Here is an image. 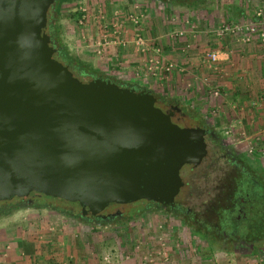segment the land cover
<instances>
[{
  "label": "rangeland",
  "instance_id": "rangeland-1",
  "mask_svg": "<svg viewBox=\"0 0 264 264\" xmlns=\"http://www.w3.org/2000/svg\"><path fill=\"white\" fill-rule=\"evenodd\" d=\"M202 2L184 6L170 3L169 0L65 1L55 13L58 31L54 41L64 45L69 53L98 68L102 75L113 76L128 85L144 87L189 110L197 111L209 125L221 133L229 147L239 151L240 158L251 169L258 168L259 163L264 168V127L255 125L253 128L254 124L251 122L252 129H249L246 120L240 117V112H244L242 103L238 101L236 104L229 100L227 92L221 89L216 81H212L213 78L209 75L215 69L223 75L225 71L219 70L216 61L224 59L229 62L230 47L226 49V56H220L222 49L215 47L218 58L211 65H207L206 61L199 62L204 59L206 49L195 51L200 47H211L216 42L226 43L227 39L232 38L227 31L222 34L215 32L219 31L221 25L233 21L225 16L230 9L228 4L233 5V0ZM214 9L219 11L214 12ZM129 13L136 15V22L130 20ZM243 22L238 20L237 23ZM133 30L149 46H160L163 60L172 62L169 72L173 74L178 71L175 83L168 81V72L161 71L156 75L147 70L142 62H139L144 57L140 50L133 49L139 59L140 69L136 67L133 70H122V60L125 56H121V53L124 50L117 41L120 38H131ZM232 40L235 41L234 38ZM212 41L213 44H210ZM168 45L172 46L175 54L177 53L176 58L194 61L197 57L196 60L204 72H186L181 62L176 63L174 55V59L167 60L164 49ZM187 74H193L191 79H195L196 84L186 82L189 79L185 77ZM212 89H216L217 93L213 94ZM208 161L192 170H182L185 184L177 198L183 200V207L193 210L196 219L211 222L222 215V211L215 213L213 208L216 209L217 205L224 202L225 192L231 186L229 178L233 170L223 158L212 160L214 162L210 167L206 166ZM219 190L221 194L217 197L215 193ZM34 196L30 203L24 201L20 207L0 215V250L10 242V247L15 248L11 249L15 257V252L22 250V247L31 253L39 247L34 246V235L38 237V225L30 228L31 231L21 229L25 221L35 219L39 221V243L44 237H52L51 242H47L45 246L40 244L39 247V251L44 250L45 255L55 257L52 264H212L211 258L214 259L213 256L220 252L231 255L234 264L240 260V263H243L245 251L242 246L237 244L230 252L224 251L214 244L217 240L210 236L214 232H209L203 238L192 233L190 228L172 213L159 208H143V202L138 200L118 203L116 206L121 215L112 220L86 221L55 208L37 205L39 202H45L77 212V202L44 194ZM113 209L109 206L102 212L106 214V211ZM222 225L225 226L224 223ZM48 226L51 228L43 230ZM26 236L29 239H26ZM259 253H264V243L257 248L255 259Z\"/></svg>",
  "mask_w": 264,
  "mask_h": 264
},
{
  "label": "water",
  "instance_id": "water-1",
  "mask_svg": "<svg viewBox=\"0 0 264 264\" xmlns=\"http://www.w3.org/2000/svg\"><path fill=\"white\" fill-rule=\"evenodd\" d=\"M53 1L0 0V200L44 194L92 213L172 201L180 166L205 154L203 130L172 121L148 89L81 79L54 58Z\"/></svg>",
  "mask_w": 264,
  "mask_h": 264
},
{
  "label": "crops",
  "instance_id": "crops-1",
  "mask_svg": "<svg viewBox=\"0 0 264 264\" xmlns=\"http://www.w3.org/2000/svg\"><path fill=\"white\" fill-rule=\"evenodd\" d=\"M201 1L204 2L205 0ZM228 7H230V9L228 10V12H226L225 16H227V19L233 20L231 22H238V20L244 22H255L258 19L263 18L262 16L264 15V0H233V5L230 6L228 4ZM257 9H260L262 11V15H256L255 12L257 11ZM213 11L218 12L219 10L214 9ZM135 32L134 30L132 31V33L134 34H132L131 38H122L126 40V46H124L125 48L123 49V47H121V49L124 50L122 51L121 56H125V58L122 60L124 64V66H121L122 70H124V68H130L133 70L136 67L137 69H140L141 67V65L139 64V62H142L141 59L139 60L133 52V49H136L133 45L132 37L135 34H138ZM125 35L127 36V34ZM232 38H234L235 41H233ZM232 38L227 39L228 42L226 43L224 41L219 42L220 44L216 42V44L214 43V45H211V47L205 46L197 49L195 48L196 50H194L197 52H201V50L203 51L204 49L215 50V47H218L222 49L220 50V56H226V49L230 47L228 49V58L230 61L227 62L228 60L224 59L216 61V65L219 70L225 71L223 72V75H221L220 72L216 69L211 71L209 75L213 78L212 81H216V83L219 84L220 88L227 92L229 100H232V102H235L236 104L238 103V101L242 103L244 112H240V117L246 120L249 129H252L251 122L254 124L253 128L256 127L255 125H257V127H264V42L253 40L248 43H241L236 40V37L232 36ZM210 44H213V41ZM171 48L172 46L170 47V45H168L164 49V56L167 60H169L170 58L174 59V55V60L176 61V63H178V61L181 62L183 64L182 68L185 67L186 72L195 71V74L204 72L202 67L199 65V62H205L204 59H200V61L198 62V60H196L197 57L194 59V61L188 58V61L186 60V58H176L177 53L175 54ZM117 50H119V48H117ZM130 55H132L133 57L129 58ZM168 73H170V75L168 76L170 77V80L168 81L171 83L174 81L175 83V81L177 80V78L175 77L177 76L178 71H174L173 74H171V72ZM185 77L189 78L186 82L189 83V81H191L192 84H196V80L191 79L193 77V74H187ZM247 111H249V113H247ZM36 225H38V237L34 235V241L36 242L34 246L40 247V244L45 246L47 242H51L52 237H44L39 243L38 220L36 221L35 219H30L29 221H25L21 229L24 228L31 231L30 228L36 227ZM40 227L42 228V225H40ZM48 228L51 227H45L43 230L46 231ZM8 236L10 237V235ZM26 239H29V237L26 236ZM10 246L11 244L10 242H8L7 245L1 247L0 264H52L55 259L54 256L45 255L44 250L39 251V247L37 249H34V253H31L29 250H23L24 248L22 247V250L19 249V252H15V257L11 250L15 248ZM244 255L245 256L242 258L243 263H240V260L236 261V264H264V253H259V256L256 257V259L254 257L255 253H244ZM230 256L231 255H226L225 252H220L217 256H213L214 259L211 258V263L234 264ZM260 260H262L263 262L261 263Z\"/></svg>",
  "mask_w": 264,
  "mask_h": 264
},
{
  "label": "flooded vegetation",
  "instance_id": "flooded-vegetation-1",
  "mask_svg": "<svg viewBox=\"0 0 264 264\" xmlns=\"http://www.w3.org/2000/svg\"><path fill=\"white\" fill-rule=\"evenodd\" d=\"M160 1H164V0H160ZM169 1L170 3L187 6V3H189L192 0H169ZM177 1H182V2L178 3ZM45 31L49 35V44L53 48L52 55L54 58H56L54 56V53L56 52L57 45L54 41V38L50 37V32L48 30L47 24H46ZM97 75H100L102 78L108 79L111 82H115L114 79H111L108 76L102 75V73H96L89 78L95 77ZM122 85L134 87L136 90L144 88V87L137 86V85H128V84H122ZM152 93L155 96V104L161 107L162 110L169 113L172 121L176 122L179 125H184L188 127L189 126L199 127L203 130V139L206 143V147H205L206 151H205L204 156L201 158L200 162L197 165H193L191 163H184L180 166L179 175L181 179L183 180V184L179 187L177 192L174 194L172 201L156 200L153 198H150V199L141 198V199H138V201L143 202V208H150V209L159 208L160 210H165V211L172 213L183 224L185 220L188 221L193 226L198 227L201 233L205 232V234H209V232H214V234L210 236H212L213 239L215 238L218 241L216 243H219L222 246H228L231 249L235 248L237 244L240 245V243L237 241L238 238H237V231H236L235 224L241 221V219L246 216V211L250 208L251 202L263 200L264 194L262 193L258 195L257 191L255 190L256 188L252 191V190H249L251 188L248 187L243 192V194H240L239 196L237 195L238 199L236 203V198L233 196L232 193L227 195V193L230 192V189H231L230 187V189L227 190V192H225L224 202L221 203L220 205H217L216 209L213 208V212L218 213L219 211H222V215L221 216L219 215L220 217L215 218V220L211 222H209L208 220L206 221L198 220L196 219V216H194L193 210L190 209L189 207H183V200L177 198L178 193L180 192V190L183 188L185 184V180L183 179V175H182V170L184 168H186L187 170H192L198 165L204 163L206 160H209L206 166L210 167V165H212L214 162L212 160L223 158V160H225L228 165H231V169L233 170L229 178L230 182H234V179L236 180L237 176H239L238 178H249V179L252 178L254 181V184H257L258 180L252 177V174L250 173L251 167L240 158L239 151L229 147L227 141L224 139L223 136H221V133H218L214 129V127L209 125V123L200 114H197L196 111L194 110H189V108L183 107L179 103L163 95H158L154 92ZM261 180H264V179L261 178ZM215 194L217 197H219V195L221 194V190L217 191V193ZM37 195L38 194H36V196ZM32 197L34 198L35 196H30V195L14 196L10 199H13L15 201H19V200L26 201L30 203L32 200ZM4 201L5 200H0V209L5 208V204H3ZM234 203L236 204V214H235L236 221L235 222L233 220L226 219L225 218L226 216L223 215V211L229 205H233ZM117 204L118 202H109L99 213H96V212L92 213L90 210H86L84 212L83 211L84 208H82V206L79 205L78 216L82 217L83 219L87 221L112 220L115 216L121 215L120 210L116 206ZM200 205H203V204H200ZM109 206L113 207L114 209L110 212L106 211L105 215L107 216H105L104 218H101L100 214H103L102 211ZM222 223H224L225 226L222 225Z\"/></svg>",
  "mask_w": 264,
  "mask_h": 264
},
{
  "label": "trees",
  "instance_id": "trees-1",
  "mask_svg": "<svg viewBox=\"0 0 264 264\" xmlns=\"http://www.w3.org/2000/svg\"><path fill=\"white\" fill-rule=\"evenodd\" d=\"M65 1H69V0H54L47 9L46 24L50 32V37L54 38L55 40L57 38V31H58V24L56 22L57 16H55V13L56 11H58L60 4ZM177 2L180 3L182 1H177ZM199 2H202V1L192 0L189 3H187V6H191ZM56 45H57V49H56V52L54 53V56L58 60H60L63 64H65L75 76H78V77L87 76L89 78L96 73H100L99 69L90 65L89 62L81 60L75 54L69 53V51L64 45L62 44H56ZM107 76L110 77L111 79H114L115 83L119 85L127 84L124 81L117 79L113 76H109V75ZM196 113L199 114L197 111ZM258 168H254V169L252 168L250 171V173L252 174V177L258 180L257 184H254V181L252 178L250 179L249 178H238L239 176L236 177L237 178L236 180L234 179V182H231L230 184L231 189H230V192L227 193V195L232 193L233 196L236 198V203H237L238 196L240 194H243V192L248 187L251 188L249 190H252V191L256 188L255 190L257 191L258 195L262 193L264 194V180H261V178L264 179V170H263L264 168H263V165H261L260 163H259ZM4 202H6L5 208L0 209V215L8 213L12 209L18 208L20 207V205L24 203V201H20V200L15 201L13 199H6ZM37 205L47 207V208H55L58 211H62L68 214L78 216V211L74 212L72 211V209H64L60 206L59 207L53 206L45 202H39L37 203ZM235 214H236V204L235 203L233 205H229L223 211V215L226 216L225 218L229 220H233L234 222L236 221ZM184 224L190 228L192 233L199 235L203 238L206 235V234L201 233L198 227L193 226L188 221L185 220ZM235 225H236L237 238H238L237 241L240 243V246L243 247V251H245L244 253H255L257 251V248L261 244L264 243V199L258 200L256 202L252 201L250 208L246 211V216L243 217L241 221L237 222ZM214 244H217V246L224 251H230L231 249L228 246H222V245L219 246V243H214Z\"/></svg>",
  "mask_w": 264,
  "mask_h": 264
},
{
  "label": "built area",
  "instance_id": "built-area-1",
  "mask_svg": "<svg viewBox=\"0 0 264 264\" xmlns=\"http://www.w3.org/2000/svg\"><path fill=\"white\" fill-rule=\"evenodd\" d=\"M256 15H262V11L260 9H257L255 12ZM128 17L132 22H136V15L134 13H129ZM263 18L258 19L257 21L252 22H243V23H237V22H231L225 25H221L219 31H216V34H222V32L227 31L232 36L236 37V40L241 43H248L253 40H259L261 42H264V15ZM179 33H181L179 31ZM132 42L136 50H140L144 57L141 59L142 65L145 66V68L148 70H151L154 74H159L161 71L163 72H169L170 67L172 65V62L164 61L163 57L161 55V48L159 45L152 46L148 45L144 41V39L138 35L135 34L132 37ZM117 43L124 47L126 44V40L120 38V40L117 41ZM147 52L149 54H147ZM206 55L204 57V61L207 62V65H211L215 63V61L218 58L217 51L216 50H206ZM146 54V55H145ZM213 90V89H212ZM213 94H216L217 91L214 89Z\"/></svg>",
  "mask_w": 264,
  "mask_h": 264
}]
</instances>
